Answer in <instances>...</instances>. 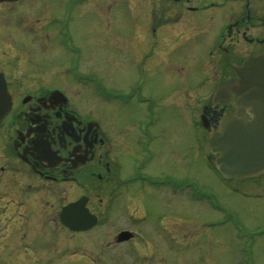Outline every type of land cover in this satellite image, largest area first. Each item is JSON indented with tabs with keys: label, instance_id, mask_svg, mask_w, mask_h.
Instances as JSON below:
<instances>
[{
	"label": "flooded vegetation",
	"instance_id": "1",
	"mask_svg": "<svg viewBox=\"0 0 264 264\" xmlns=\"http://www.w3.org/2000/svg\"><path fill=\"white\" fill-rule=\"evenodd\" d=\"M142 1L133 6L130 27L118 23L120 34L110 33L114 21H107L103 33L112 42L123 40L118 49L124 53L141 56L147 45L139 62L148 61L151 70L171 61L187 35L204 23L205 12L219 16L229 8L210 54L212 75L200 87L210 85L212 92L196 103L198 125L209 134L204 158L223 179L208 141L234 107L232 97L220 104L213 95L234 78V67L264 54V23H253V0H146L144 8ZM64 2L57 18L43 0L0 2V18L6 19L0 23V75L10 98L0 120V264H201L200 258L189 260L184 202L201 204L199 190L188 189L186 177L145 171L157 160L153 141L162 138L150 130L157 122L152 103L141 94L144 82L135 80L131 89L139 103L149 105L147 120L135 122L140 137L132 143L111 118L93 112L85 90L88 72L81 70L86 60L69 54H78L70 26L88 14L92 0ZM85 29L88 33V24ZM12 31L20 36L12 39ZM37 45L43 53L34 52ZM107 89L101 83L97 94L105 97ZM169 142L158 146L164 150L159 160L168 167ZM211 195L209 203L215 202ZM154 197L163 203L157 214L151 210ZM176 197L179 212L173 210Z\"/></svg>",
	"mask_w": 264,
	"mask_h": 264
},
{
	"label": "rangeland",
	"instance_id": "2",
	"mask_svg": "<svg viewBox=\"0 0 264 264\" xmlns=\"http://www.w3.org/2000/svg\"><path fill=\"white\" fill-rule=\"evenodd\" d=\"M252 2L253 23H264V0ZM43 3L51 6L50 14L57 18L65 2L43 0ZM137 3L138 0H92L88 14L70 26L73 47L78 54H69L73 58L80 57L82 62L86 60L81 70L85 74L88 72V89L85 90H88L93 112L111 118V125L119 128L121 136L134 143L140 137L135 122L147 120L149 105L139 103L138 94L131 93V89L135 80L143 81L141 94L152 103L157 122L156 127L150 130L162 138L153 141L157 160L154 164L148 163L145 171H167L186 177L188 189L194 187L199 190L195 197L202 198L197 200L202 201L199 205L190 199L184 201L186 219L190 223L189 260L199 261L200 258L201 264H264V175L231 182L216 176L204 158L209 134L198 125L200 105L196 106L197 100L212 92L210 85L200 87L212 75L210 54L217 48L219 35L225 26L223 15L229 12V8H222L219 16L213 10L205 12L204 23L187 35L180 49L171 56V61L169 59L168 63L151 70L148 61L139 62L149 50L147 45L141 49V56L129 50L124 53L118 49V46L124 47L123 40L112 42L110 35L103 33L107 21H114L110 25V33L120 34L118 23L130 27L136 20L133 6ZM146 5V0H143L142 8ZM1 20L6 21L0 18V23ZM87 24L88 33L85 29ZM10 36L17 39L20 35L12 31ZM36 48V54L43 53L42 45ZM101 83L110 89H107L109 94L105 97L97 94V86ZM129 93L134 96L125 101ZM168 142L171 149L169 167L163 160L160 162L159 157L164 150L158 149L161 143L168 147ZM211 192L215 194V202L209 203L206 198L209 195L214 197ZM152 204L151 210L157 214L163 203L154 197ZM178 204L176 197L173 201L176 212H179ZM196 237H199L201 251L198 256Z\"/></svg>",
	"mask_w": 264,
	"mask_h": 264
},
{
	"label": "water",
	"instance_id": "3",
	"mask_svg": "<svg viewBox=\"0 0 264 264\" xmlns=\"http://www.w3.org/2000/svg\"><path fill=\"white\" fill-rule=\"evenodd\" d=\"M234 75L213 95V101L220 104L232 97L234 110L221 131L209 139L208 151L215 156L214 166L222 178L245 181L264 174V54L234 67ZM9 107L0 75V120Z\"/></svg>",
	"mask_w": 264,
	"mask_h": 264
}]
</instances>
